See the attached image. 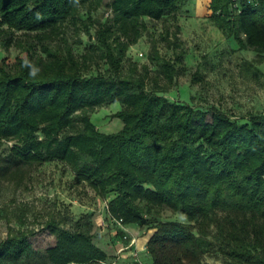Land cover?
<instances>
[{"label":"trees","instance_id":"1","mask_svg":"<svg viewBox=\"0 0 264 264\" xmlns=\"http://www.w3.org/2000/svg\"><path fill=\"white\" fill-rule=\"evenodd\" d=\"M185 2L110 0L97 18L103 0H0V46L20 48L11 61L0 58V146L12 142L0 154V179L61 164L72 186L107 197L106 210L120 223H154L145 244L150 264H210L211 251L225 264H264V114L240 121L214 107L207 120V110L166 96L183 66L179 26L159 34L172 56L151 33L144 61L143 52H129L148 20L175 19ZM208 7L220 32L261 63L264 0H209ZM67 22L93 39L80 55L66 39ZM54 39L60 43L52 46ZM98 60L103 68L93 71L89 63ZM242 69L261 73L250 61ZM202 79L193 74L194 82ZM113 101L122 127L104 133L90 114ZM163 207L182 220H159ZM13 217L18 226H7L0 264L31 254L34 230L22 227L24 208ZM42 226L55 240L44 250L46 264L107 258L92 239V210L50 214Z\"/></svg>","mask_w":264,"mask_h":264},{"label":"rangeland","instance_id":"2","mask_svg":"<svg viewBox=\"0 0 264 264\" xmlns=\"http://www.w3.org/2000/svg\"><path fill=\"white\" fill-rule=\"evenodd\" d=\"M110 0H103L96 17H101ZM233 1V0H231ZM209 0H186L181 9L160 20L147 21V32L129 52L132 57L143 52L139 63L145 60L148 52V33L158 39L159 51L173 55L171 47L159 39V34L167 27L174 31L179 26L177 36L180 48L185 51L183 62L176 77V84L166 92V96L180 103H188L195 108L207 110L209 120L211 110L219 108L237 120L242 121L247 113L264 114V58L261 63L255 61L256 53L250 49H238L232 37L223 35L209 20L211 13ZM65 36L75 54L80 55L93 42L90 33L75 32L70 23L65 24ZM17 31V34L24 38ZM172 37V36H171ZM76 39L80 40V43ZM60 43L54 39L52 46ZM20 48L12 44L7 50L0 46V58L9 61L19 54ZM136 57V56H135ZM244 61L253 62L261 73L246 74L242 69ZM94 70L103 68L102 62H90ZM198 72L202 80L194 82L193 74ZM117 101L101 105L90 114L91 122L104 133H114L122 127ZM12 142L0 146V154L8 150ZM71 174L61 164L46 163L40 167L20 168L16 172L0 179V241L7 233L8 225L17 228L14 215L19 208H24L25 222L22 227L33 229L28 238L31 254L19 264H46L44 250L54 243L53 236L43 228V222L50 214L66 211L71 216L81 215L92 210L93 240L107 258L100 264H150L149 253L145 250L148 235L153 231V224H122L111 217L106 210L108 198L95 196L88 186L73 185ZM71 210L70 211V208ZM158 219L182 220L177 212L161 208ZM210 264H225L221 254L216 251L206 253Z\"/></svg>","mask_w":264,"mask_h":264},{"label":"built area","instance_id":"3","mask_svg":"<svg viewBox=\"0 0 264 264\" xmlns=\"http://www.w3.org/2000/svg\"><path fill=\"white\" fill-rule=\"evenodd\" d=\"M233 1H234V0H233ZM141 54H142V52L139 53V55H141Z\"/></svg>","mask_w":264,"mask_h":264}]
</instances>
